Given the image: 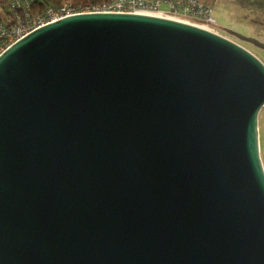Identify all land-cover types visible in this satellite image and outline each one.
Listing matches in <instances>:
<instances>
[{"label": "water", "instance_id": "water-1", "mask_svg": "<svg viewBox=\"0 0 264 264\" xmlns=\"http://www.w3.org/2000/svg\"><path fill=\"white\" fill-rule=\"evenodd\" d=\"M263 105L264 62L191 23L86 12L17 39L0 264H264Z\"/></svg>", "mask_w": 264, "mask_h": 264}, {"label": "built area", "instance_id": "built-area-1", "mask_svg": "<svg viewBox=\"0 0 264 264\" xmlns=\"http://www.w3.org/2000/svg\"><path fill=\"white\" fill-rule=\"evenodd\" d=\"M10 1V0H9ZM21 4L22 0H11ZM25 4V3H23ZM86 12H128L160 16L187 22L217 32L213 9L203 0H107L101 3L62 2L42 11L14 14L0 19V53L32 30L59 18ZM218 33V32H217Z\"/></svg>", "mask_w": 264, "mask_h": 264}, {"label": "rangeland", "instance_id": "rangeland-1", "mask_svg": "<svg viewBox=\"0 0 264 264\" xmlns=\"http://www.w3.org/2000/svg\"><path fill=\"white\" fill-rule=\"evenodd\" d=\"M84 0L75 1L76 3H88L83 2ZM249 0L246 1L245 6L238 5L236 8L238 9L237 16L225 18L224 16H228L227 12H223L226 9V6L220 8V2L215 3V1H211L209 3L213 9V15L216 18V23L213 25V28L222 35L228 36L234 41H237L242 44L245 48H248L252 52H254L260 59L264 62V50L254 46L253 44L240 40L237 37L229 34L227 30L223 27L241 32L248 36L257 37L259 40L264 41V26L258 24L257 19L260 20L264 17V10H258V7H254L255 5L248 3ZM264 3V0H261ZM73 2V1H70ZM60 4V3H59ZM248 4V5H247ZM220 10V11H219ZM263 127H264V118L261 117L259 120V128L260 134L263 135Z\"/></svg>", "mask_w": 264, "mask_h": 264}, {"label": "trees", "instance_id": "trees-1", "mask_svg": "<svg viewBox=\"0 0 264 264\" xmlns=\"http://www.w3.org/2000/svg\"><path fill=\"white\" fill-rule=\"evenodd\" d=\"M21 4H15L13 1L0 0V19L7 20L14 14H24L25 12H37L49 6H57L62 2L78 1V0H22ZM107 0H84L88 3H101ZM204 1V0H203ZM205 2V1H204ZM25 3V4H23ZM206 3V2H205ZM207 4V3H206ZM6 22V21H3Z\"/></svg>", "mask_w": 264, "mask_h": 264}, {"label": "crops", "instance_id": "crops-1", "mask_svg": "<svg viewBox=\"0 0 264 264\" xmlns=\"http://www.w3.org/2000/svg\"><path fill=\"white\" fill-rule=\"evenodd\" d=\"M207 4L211 3V1L220 2V8L226 6V9L223 12H227L228 16H224L225 18L237 16L238 9L236 8L238 5L245 6L247 0H204ZM249 5L253 4L254 7H258V10H264V3L261 0H249ZM210 5V4H209ZM248 5V4H247ZM211 6V5H210ZM212 7V6H211ZM220 11V10H219Z\"/></svg>", "mask_w": 264, "mask_h": 264}, {"label": "flooded vegetation", "instance_id": "flooded-vegetation-1", "mask_svg": "<svg viewBox=\"0 0 264 264\" xmlns=\"http://www.w3.org/2000/svg\"><path fill=\"white\" fill-rule=\"evenodd\" d=\"M259 25H261L262 27L264 26V17L261 18L260 20L257 19V21ZM264 29V28H263ZM262 41V40H260ZM237 42V41H236ZM264 42V41H262ZM239 43V42H238ZM241 44V43H239ZM242 45V44H241ZM257 47V46H256ZM259 48V47H258ZM248 49V48H247ZM249 50V49H248ZM251 51V50H250ZM252 52V51H251ZM254 53V52H252ZM255 54V53H254ZM256 55V54H255ZM257 56V55H256ZM259 59L260 57L257 56ZM263 117L264 118V105L262 106V108L260 109L259 113H258V142H259V154H260V158L262 161V165L264 168V127H263V135L261 136L260 134V128H259V120L260 118Z\"/></svg>", "mask_w": 264, "mask_h": 264}]
</instances>
